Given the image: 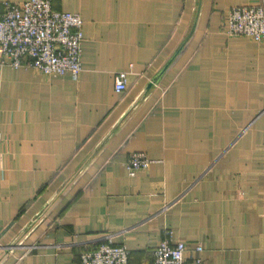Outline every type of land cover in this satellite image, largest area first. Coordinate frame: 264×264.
<instances>
[{"label":"crops","instance_id":"0c3cea01","mask_svg":"<svg viewBox=\"0 0 264 264\" xmlns=\"http://www.w3.org/2000/svg\"><path fill=\"white\" fill-rule=\"evenodd\" d=\"M51 1L82 16V71L0 64V264H81L106 236L152 264L166 229L187 264H264V41L226 33L264 0Z\"/></svg>","mask_w":264,"mask_h":264},{"label":"built area","instance_id":"2783aa9c","mask_svg":"<svg viewBox=\"0 0 264 264\" xmlns=\"http://www.w3.org/2000/svg\"><path fill=\"white\" fill-rule=\"evenodd\" d=\"M0 15V64L13 68L32 67L49 75H71L78 79L82 71V16L78 12L54 9L51 0L3 2ZM229 36H246L264 41V3L232 7L226 20ZM129 71L116 75L115 89L128 88ZM154 160L145 152H132L126 162L134 176L147 170ZM173 231L166 229L164 238L155 247L152 264H187V243L174 241ZM107 239L93 249L81 253V264H129L125 245ZM197 251L203 247L198 245ZM197 263H202L200 257Z\"/></svg>","mask_w":264,"mask_h":264},{"label":"water","instance_id":"95a60500","mask_svg":"<svg viewBox=\"0 0 264 264\" xmlns=\"http://www.w3.org/2000/svg\"><path fill=\"white\" fill-rule=\"evenodd\" d=\"M178 52H176L169 60L168 62L164 65V67L159 71V73L154 77L153 81H151V83L149 84V87H152L155 83H157L160 78L162 77V75L165 73V71L167 70V68L170 66V64L172 63V61L175 59V57L177 56Z\"/></svg>","mask_w":264,"mask_h":264}]
</instances>
